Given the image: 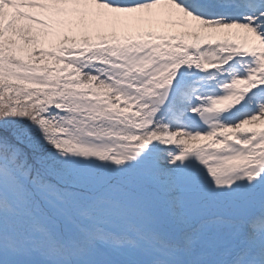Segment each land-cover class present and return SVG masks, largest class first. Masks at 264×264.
I'll return each mask as SVG.
<instances>
[{"label":"snow or ice","instance_id":"6c2138e0","mask_svg":"<svg viewBox=\"0 0 264 264\" xmlns=\"http://www.w3.org/2000/svg\"><path fill=\"white\" fill-rule=\"evenodd\" d=\"M0 264H264V0H0Z\"/></svg>","mask_w":264,"mask_h":264}]
</instances>
